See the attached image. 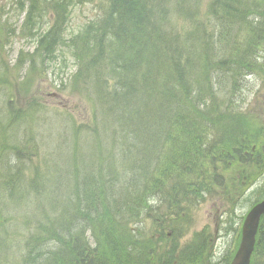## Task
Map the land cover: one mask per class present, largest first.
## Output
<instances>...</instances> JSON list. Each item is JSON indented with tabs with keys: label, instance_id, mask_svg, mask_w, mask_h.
<instances>
[{
	"label": "trees",
	"instance_id": "trees-1",
	"mask_svg": "<svg viewBox=\"0 0 264 264\" xmlns=\"http://www.w3.org/2000/svg\"><path fill=\"white\" fill-rule=\"evenodd\" d=\"M66 1L56 0L59 12L47 31L46 51L66 50L76 79L88 72L96 78L92 92L82 95L91 105L92 137L106 148L97 172L83 174L67 199L45 191L40 205H62L65 222L55 215L50 219L49 235L58 245L47 252L38 239H28L23 264H210L212 244L205 230L181 242L189 228L185 209L203 202L213 186L227 198L247 188L257 170L264 175V140L253 143V137L236 133L231 139L215 123L238 115L230 84L236 75L264 70L257 55L264 16L257 7L251 16L239 0H216V31L199 51L185 54V46L164 49L162 6L156 0H112L106 12L68 38L62 29ZM241 24L245 43L232 44L231 27ZM240 46V54L232 55ZM195 60L204 73L189 78L185 66ZM237 170L232 182L224 179ZM83 182L91 184L86 197L80 195ZM263 198L264 183L251 205ZM77 219L82 224L72 233ZM61 224L65 232L58 231ZM258 262L264 264V216L250 264Z\"/></svg>",
	"mask_w": 264,
	"mask_h": 264
},
{
	"label": "rangeland",
	"instance_id": "rangeland-1",
	"mask_svg": "<svg viewBox=\"0 0 264 264\" xmlns=\"http://www.w3.org/2000/svg\"><path fill=\"white\" fill-rule=\"evenodd\" d=\"M111 1L83 0L79 4L77 0H67L62 22L64 37L101 16ZM156 1L162 6L159 26L165 50L185 46V54L199 51L209 33L216 31L217 20L212 15L216 0ZM239 1L251 16L254 7L264 16V0ZM30 2L0 0V264H23L25 242L30 238L38 239L44 252L57 247L58 242L49 235L50 219L55 215L64 221L65 209L62 205H40V199L47 196L45 191H58L67 199L72 184L80 181L82 174L97 172L102 165L97 159L106 148L98 146L99 141L92 137L91 105L82 95V91L92 92L96 78L88 72L85 79H76V66L66 50L58 52L54 47L46 51L47 31L59 12L56 0ZM245 30L242 24L231 27L230 42L244 45ZM262 47L257 55L258 63L264 67V43ZM241 50V46L235 48L232 55L238 56ZM195 61L196 65L185 66L189 78L204 73L200 62ZM230 84L234 91L231 98L235 94L238 102L234 108L238 115H226L220 123L215 121L220 132L231 134V139L236 133L253 137V143L264 140V70L245 77L237 74ZM197 128L201 131L200 125ZM237 172L240 173L231 172L224 179H236ZM263 183L264 175L257 170L249 186L230 197L225 198L220 187L213 186L203 202L185 209L189 228L181 242L205 230L212 244L210 264H225L236 248L243 218ZM72 224V233H76L82 221L77 219ZM144 224L149 229L150 223ZM62 226L59 232L67 229Z\"/></svg>",
	"mask_w": 264,
	"mask_h": 264
},
{
	"label": "water",
	"instance_id": "water-1",
	"mask_svg": "<svg viewBox=\"0 0 264 264\" xmlns=\"http://www.w3.org/2000/svg\"><path fill=\"white\" fill-rule=\"evenodd\" d=\"M264 215V200L254 205L244 217L240 242L230 264H249L254 249L260 218Z\"/></svg>",
	"mask_w": 264,
	"mask_h": 264
},
{
	"label": "bare ground",
	"instance_id": "bare-ground-1",
	"mask_svg": "<svg viewBox=\"0 0 264 264\" xmlns=\"http://www.w3.org/2000/svg\"><path fill=\"white\" fill-rule=\"evenodd\" d=\"M218 42H219V40H218ZM207 61H208V63H213L215 60H210V59H207ZM83 179H84V175L82 174V181H83ZM74 183H76V182H74ZM73 185V184H72ZM71 188H72V186H71ZM70 188V189H71ZM91 189V184L89 183V182H83V188H82V190L80 191V195H82L83 197H86V195H88L89 194V190ZM66 190V189H65Z\"/></svg>",
	"mask_w": 264,
	"mask_h": 264
}]
</instances>
